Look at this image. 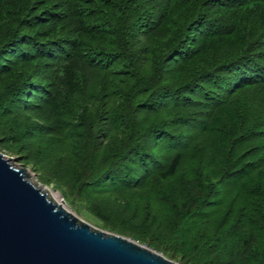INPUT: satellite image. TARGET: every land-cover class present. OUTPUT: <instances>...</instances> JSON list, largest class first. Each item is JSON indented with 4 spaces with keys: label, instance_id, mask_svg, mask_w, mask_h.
<instances>
[{
    "label": "trees",
    "instance_id": "16d2710c",
    "mask_svg": "<svg viewBox=\"0 0 264 264\" xmlns=\"http://www.w3.org/2000/svg\"><path fill=\"white\" fill-rule=\"evenodd\" d=\"M0 147L178 262L264 264V0H0Z\"/></svg>",
    "mask_w": 264,
    "mask_h": 264
},
{
    "label": "water",
    "instance_id": "95a60500",
    "mask_svg": "<svg viewBox=\"0 0 264 264\" xmlns=\"http://www.w3.org/2000/svg\"><path fill=\"white\" fill-rule=\"evenodd\" d=\"M11 160L0 153V264H176L68 214Z\"/></svg>",
    "mask_w": 264,
    "mask_h": 264
},
{
    "label": "rangeland",
    "instance_id": "374dc122",
    "mask_svg": "<svg viewBox=\"0 0 264 264\" xmlns=\"http://www.w3.org/2000/svg\"><path fill=\"white\" fill-rule=\"evenodd\" d=\"M0 153L3 154L4 156L8 157V158H11L13 160H11V164L15 167V168H21V169H24L27 173V175H31L30 177H28L26 175V179L29 180L31 183L33 184H36L38 186V188L40 190H49L53 193H57V195L60 197V202L62 201L63 203V206L65 208L66 211H68L69 213L75 215L77 218L87 222L88 224H90L91 226L97 228V229H100L102 231H105V232H109V233H113V234H117V235H120V236H123L125 238H128L142 246H145L146 248H148L149 250H152L160 255H162L163 257H165L166 259L176 263V264H183L181 262H178L177 260L175 259H172L168 256H165L162 254V252L160 251H157L155 249H153L152 247L148 246L146 243L144 242H139L137 240H135L133 237H131L130 235L128 234H121V233H116V232H113V231H110V230H106L104 228H102L100 226V224L90 218L88 215V210L85 206H83L81 208V210H78L76 209L73 205H74V199H68V198H65L61 195V193H59V188L58 186L55 184V183H52V182H49V183H43L42 181L39 180V175H38V172L35 169V166L32 165L31 163H27L25 160H23V158L19 155V154H16L14 152H9L7 150H4L0 147ZM43 192V191H42ZM47 198L52 201L48 196ZM66 202H65V201ZM58 204V203H57ZM86 217V218H85Z\"/></svg>",
    "mask_w": 264,
    "mask_h": 264
},
{
    "label": "bare ground",
    "instance_id": "6f19581e",
    "mask_svg": "<svg viewBox=\"0 0 264 264\" xmlns=\"http://www.w3.org/2000/svg\"><path fill=\"white\" fill-rule=\"evenodd\" d=\"M41 191H43V193L46 195L47 194V196L52 200L51 202H53L55 205H57V203H58V205L57 206H61V207H63L62 208V210H64L65 208H64V206H63V203H62V201L60 202V197L57 195V193H53V192H51V191H49V190H41ZM59 206V207H60ZM65 212V211H64ZM65 213H67V212H65ZM68 214H70V213H68Z\"/></svg>",
    "mask_w": 264,
    "mask_h": 264
}]
</instances>
